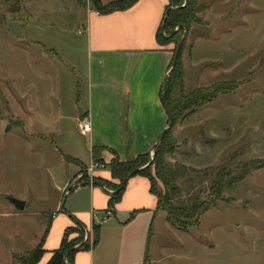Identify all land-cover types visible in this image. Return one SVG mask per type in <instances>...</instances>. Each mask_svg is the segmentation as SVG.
Instances as JSON below:
<instances>
[{
    "label": "rangeland",
    "instance_id": "1",
    "mask_svg": "<svg viewBox=\"0 0 264 264\" xmlns=\"http://www.w3.org/2000/svg\"><path fill=\"white\" fill-rule=\"evenodd\" d=\"M196 4L202 10L180 55L183 92L218 85L228 91L175 121L169 133L175 153L167 161L206 171L204 178L189 174L205 196L217 170L264 164V0ZM89 12V0H0V264H21L38 248L44 255L56 185L77 169L64 151L74 144L83 163L92 164L72 121L52 126L77 102L74 75L83 73L87 55L80 27ZM164 48L173 56L177 47ZM79 169L74 184L93 183ZM184 177L177 183L182 201L191 192ZM10 199L24 202V210ZM148 255L146 264H264V166L225 191L186 232L157 221Z\"/></svg>",
    "mask_w": 264,
    "mask_h": 264
},
{
    "label": "crops",
    "instance_id": "2",
    "mask_svg": "<svg viewBox=\"0 0 264 264\" xmlns=\"http://www.w3.org/2000/svg\"><path fill=\"white\" fill-rule=\"evenodd\" d=\"M115 1L118 0H100L102 5ZM167 4L168 0H140L128 11L101 16L91 10L86 14L85 24L80 27L86 36L85 68L79 77L74 75L79 83L78 103L75 100L70 116L60 115L52 126L60 130L63 121L74 123L85 141L89 164L92 148L112 150L121 162L150 154L167 125L160 90L172 54L155 40ZM82 118L90 124L87 134L78 128ZM72 146L64 152L77 163H73L77 169L56 185L60 197L48 212L45 253L39 264L50 259L65 230L75 223L84 228L83 242L89 248L79 250L72 264H146L155 224L157 221L167 224L165 214L156 211V199L149 193L148 180L142 176L129 179L119 203L111 210L112 215L106 217L111 192L91 182L74 184L79 166L87 170L89 165L83 163L86 159ZM110 158L109 154L101 155L104 163ZM92 179L116 183L105 167L93 169ZM64 194L63 207L60 201ZM94 227L98 228V242L93 247Z\"/></svg>",
    "mask_w": 264,
    "mask_h": 264
},
{
    "label": "trees",
    "instance_id": "3",
    "mask_svg": "<svg viewBox=\"0 0 264 264\" xmlns=\"http://www.w3.org/2000/svg\"><path fill=\"white\" fill-rule=\"evenodd\" d=\"M140 0H118L106 5H102L100 0H89L91 10L101 16L110 15L113 13L124 12L132 9ZM163 19L155 34V40L159 47L164 48L167 44H174L176 47L182 41L180 53L176 62L175 68L169 73L168 88L166 93V104L173 117V126L175 121L184 113L199 109L210 104L218 95L226 94L227 89L215 86L204 92L196 91L188 95L184 94L183 74L180 67V55L182 47L185 43V38L189 26L196 22V15L201 12L202 8L196 4V0H168L165 8ZM175 28L177 30H175ZM186 29V32L184 31ZM166 35H169L168 37ZM173 59V56H172ZM172 59L169 65L171 67ZM162 88L160 90V96ZM168 124V120H167ZM168 130L166 136L161 143H157L153 150V156L150 159L149 154L137 156L135 159L121 162L116 153L105 148H92L91 158L92 164L102 165L108 168L110 178L116 183H108L99 179L93 180V185H98L110 190L111 194L108 200V211L114 209L119 203L122 193L129 179L134 176H142L148 180L149 193L156 199V211L165 214L166 223L177 231L186 232L189 228L198 224L201 216L210 211L216 201H220L225 191L232 190L235 186L243 182L254 169H261L264 164L254 166L253 164L244 163L234 167L233 170L220 169L217 170L215 179L209 185L207 194H201V190L195 189L193 186L194 179L191 175H200L202 171L190 170L183 165L171 164L167 161L175 153L174 147L169 141ZM109 154L110 161L104 163L101 159V154ZM68 162L75 163L74 160L66 158ZM79 168L84 169L82 165ZM150 169L153 172H150ZM139 170L135 175L130 177L131 172ZM202 176H206V171H203ZM185 176V177H184ZM197 176V177H198ZM187 179V186L191 192L185 201L181 199V190L177 183L182 178ZM190 182V183H189ZM198 182V180L196 181ZM84 184L87 182H83ZM200 183V180H199ZM160 185L162 190L158 191L157 186ZM195 189V190H194ZM50 219L45 229L44 238H46L49 229ZM94 247L98 242V228H93ZM75 234L76 238L68 242V236ZM84 228L78 223H75L73 228L66 229L60 246L56 251L51 253L50 259L45 264H72L74 255L79 250H88L89 246L83 242ZM44 241V240H43ZM40 245L42 244V242ZM76 246V244H78ZM81 243V244H80ZM76 246V247H75ZM41 248L36 249L26 258L22 259L21 264H39L43 253Z\"/></svg>",
    "mask_w": 264,
    "mask_h": 264
},
{
    "label": "water",
    "instance_id": "4",
    "mask_svg": "<svg viewBox=\"0 0 264 264\" xmlns=\"http://www.w3.org/2000/svg\"><path fill=\"white\" fill-rule=\"evenodd\" d=\"M168 11L169 10H167L165 12L166 15H167ZM184 31L186 32V29H184ZM181 46H182V41L178 44V46H177V48H176V50H175V52L173 54V59H172L171 67L168 70V73H167V75H166V77L164 79L163 86H162V93H161V96H160V100H161L162 106L164 108V111H165V113L167 115L168 124L166 125V127L164 128V130L161 132V134H160V136L158 138L157 143H161L163 141V139L166 136L168 130H170L171 127L173 126V117H172V114L170 113V111H169V109L167 107V104H166V93H167V88H168V76H169V73L176 66V62H177V59H178V56H179V53H180ZM9 128L10 127L8 125L7 128H6V131H8ZM138 171L139 170H134L133 172H131L130 177L133 176V175H135ZM10 202L15 207V209L17 211H23L24 210V205H25L24 202L19 201V200H15V199H10Z\"/></svg>",
    "mask_w": 264,
    "mask_h": 264
},
{
    "label": "built area",
    "instance_id": "5",
    "mask_svg": "<svg viewBox=\"0 0 264 264\" xmlns=\"http://www.w3.org/2000/svg\"><path fill=\"white\" fill-rule=\"evenodd\" d=\"M78 128H79V131L82 133V134H87L89 133L90 131V124L88 122V120L86 118H82L79 122H78ZM98 168H103L102 165H97V164H91V166L89 167V169H87V172H88V175L89 176H92V171L93 169H98ZM112 214L110 211H107L105 213V216L106 217H110Z\"/></svg>",
    "mask_w": 264,
    "mask_h": 264
},
{
    "label": "flooded vegetation",
    "instance_id": "6",
    "mask_svg": "<svg viewBox=\"0 0 264 264\" xmlns=\"http://www.w3.org/2000/svg\"><path fill=\"white\" fill-rule=\"evenodd\" d=\"M186 1V0H185Z\"/></svg>",
    "mask_w": 264,
    "mask_h": 264
}]
</instances>
